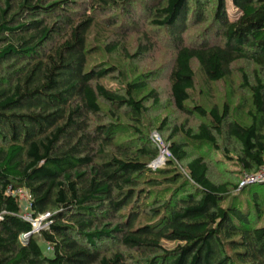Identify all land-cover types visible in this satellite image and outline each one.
I'll use <instances>...</instances> for the list:
<instances>
[{
	"label": "trees",
	"instance_id": "1",
	"mask_svg": "<svg viewBox=\"0 0 264 264\" xmlns=\"http://www.w3.org/2000/svg\"><path fill=\"white\" fill-rule=\"evenodd\" d=\"M78 2L0 0V264H264V183L238 191L239 182L209 176L215 152L246 173L264 166V0H232V17L226 0ZM118 9L140 11L165 32L173 103L204 119L196 130L171 131L165 166L150 167L160 150L142 124L146 101L159 103L156 90L141 96L149 84L140 76L107 86L118 69L89 64L95 12ZM208 21L185 41L190 26ZM139 46L134 58L146 50ZM238 61L256 67L253 82L242 71L250 124L232 120L227 104L188 105L194 63L216 83ZM100 117L113 122L92 121ZM180 132L185 141L174 139ZM221 137L238 143L235 156ZM175 163H185V175L170 170ZM20 190L31 195L34 218L50 213L37 234L21 217Z\"/></svg>",
	"mask_w": 264,
	"mask_h": 264
},
{
	"label": "rangeland",
	"instance_id": "2",
	"mask_svg": "<svg viewBox=\"0 0 264 264\" xmlns=\"http://www.w3.org/2000/svg\"><path fill=\"white\" fill-rule=\"evenodd\" d=\"M78 1V3H81L85 0ZM226 4L228 13L232 17L235 11L232 0H226ZM95 15L96 25L88 35V48L92 50L89 55V64L103 67L114 66L118 69V72H115L104 80L107 86L115 87L116 85H122L140 76L149 84V88L141 96L146 95L150 89L156 90L159 103L155 104L153 99L146 101L148 111L143 115L142 124L144 131L151 134L154 144L157 147L158 143L161 145V155L164 148H168L169 135L175 127L185 125L186 128L196 130L198 125L204 121V119L196 115H187L178 111L173 103L169 81V72L174 60L173 46L168 42L165 32L151 26L148 16L140 11L134 10L129 16L121 9L109 10L105 13L95 12ZM115 15H117V18ZM114 19H116L117 23L114 22L113 25H109L108 23ZM209 23L211 22L208 21L199 26H190L184 35L185 41L192 42L195 36ZM148 41L151 44L149 47H147ZM115 42H118L120 46L117 50L110 52L106 47ZM139 44L145 46L146 50L143 54L134 58L133 55L140 47ZM193 68L196 80L195 88L190 92L191 101L188 102L189 106L199 104L209 110L213 106H218L222 109L227 104L232 120L246 125L250 124L249 110L252 106V98L249 89L243 87L242 71L253 82L256 67L252 63L247 61L236 62L233 65L232 73L226 79L216 83H211L204 78L197 63L193 64ZM104 107L106 108L105 105ZM92 121L98 124L113 122V120L107 117L93 118ZM120 122L126 126H123L125 130H129V132H125L128 137H132L131 133L133 131L128 128L130 124H133L132 121L123 116ZM163 122L166 124L163 130H161L160 127L163 125ZM127 135L125 134V136ZM125 136H119L118 140H125ZM174 139L177 141L186 140L182 132L178 133ZM219 145L222 149H229L233 156L236 155L239 148L236 141L224 137L219 138ZM188 151L190 156H193L199 150H195L191 145ZM219 153H211L209 156L210 178L216 182L229 181L232 184L240 183L246 172L242 171L235 160L225 163L218 161ZM164 157L165 163L161 166H165L166 160L170 158L168 154ZM173 169L180 171L184 175L186 174L185 163H175L170 168L171 171ZM45 195L46 198L49 197V193ZM243 196H246L245 192H243ZM176 244L175 242H163V245L169 249L175 247ZM124 251L127 256L131 255V251Z\"/></svg>",
	"mask_w": 264,
	"mask_h": 264
},
{
	"label": "built area",
	"instance_id": "3",
	"mask_svg": "<svg viewBox=\"0 0 264 264\" xmlns=\"http://www.w3.org/2000/svg\"><path fill=\"white\" fill-rule=\"evenodd\" d=\"M157 145L160 150L162 148L161 145H159V143ZM167 154L170 156V152L168 148L167 149L164 148L163 153H161V155L159 154V156L150 163V167L157 168L160 167L162 164H164L165 157L163 158V156H167ZM255 183H264V166L255 172L246 173L242 181L239 183L237 190L241 191L246 187H248L249 185ZM18 193L20 199L25 202V211L22 213L21 217L32 224V230L29 234H37L41 231L42 227L47 224V220L50 217V213L47 212L44 215L40 216L39 218H34L31 212V208H32L31 195L28 192L22 190L18 191ZM27 235L28 234H25V236ZM48 249L52 250L53 247L48 244Z\"/></svg>",
	"mask_w": 264,
	"mask_h": 264
}]
</instances>
